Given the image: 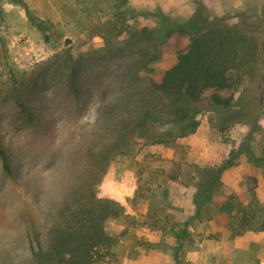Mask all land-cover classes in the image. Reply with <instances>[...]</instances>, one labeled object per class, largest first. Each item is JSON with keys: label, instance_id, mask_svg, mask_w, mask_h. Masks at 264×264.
I'll use <instances>...</instances> for the list:
<instances>
[{"label": "rangeland", "instance_id": "374dc122", "mask_svg": "<svg viewBox=\"0 0 264 264\" xmlns=\"http://www.w3.org/2000/svg\"><path fill=\"white\" fill-rule=\"evenodd\" d=\"M188 21L218 44L194 71L199 124L177 136L175 124L149 122L111 156L97 195L123 214L105 223L117 242L101 264H264V227L241 231L234 211L217 210L231 196L264 212V0H0V136L16 178L0 164V264L30 255L27 231L42 236L84 149L107 141L110 111L127 116L130 87L154 96L191 45ZM15 93L37 126L22 123ZM214 94L238 110L221 129ZM232 150L215 205L192 219V170ZM185 220L177 248L170 222Z\"/></svg>", "mask_w": 264, "mask_h": 264}, {"label": "trees", "instance_id": "16d2710c", "mask_svg": "<svg viewBox=\"0 0 264 264\" xmlns=\"http://www.w3.org/2000/svg\"><path fill=\"white\" fill-rule=\"evenodd\" d=\"M195 23L193 21L183 23L185 26H191L189 29L192 36L191 45L187 52L178 56L176 65L167 69L158 82H154V96L151 93L149 95L143 91H134L136 89L130 87L133 92L126 94L125 101L131 107L127 111V116L116 117L114 109L110 111L111 123L107 141L91 143L84 149V161L57 200L42 236L34 230L27 231L26 242L30 255L10 264H101L111 256L117 239L106 230L105 223L109 218L121 216L123 209L115 201L97 195V186L111 156L120 151L128 140L139 135L149 122L173 123L178 128L177 136L194 132L199 124L195 116L199 112L197 101L201 88H198L194 71L204 69L203 63H207V55L211 54L218 44H214L211 39L200 41V32L193 26ZM135 74L140 77L139 70ZM70 82L73 84L72 74ZM250 87V84L243 87L238 98H241ZM212 99L214 124L221 129L234 120L238 110L216 94ZM14 100L19 107L22 123L27 128L37 126L35 121L37 109L27 104L23 94L15 93ZM152 142L163 141L158 139ZM237 152L230 151L227 158L219 164L205 165L192 170L190 179L194 187L192 219L201 218V213H204L205 209L215 205L214 198L221 186V174L234 164ZM0 164L4 174L15 180L10 153L1 136ZM169 176L176 179V176ZM240 205L241 203L232 201L230 196L217 210L229 213L234 211L236 216L233 215L241 231L247 226L250 229H262L264 212L259 213L258 217L257 211L240 210ZM189 224L190 221L187 220L170 222L171 230H175L174 237L179 242L177 248L180 240L188 235ZM175 254L177 257V250Z\"/></svg>", "mask_w": 264, "mask_h": 264}]
</instances>
